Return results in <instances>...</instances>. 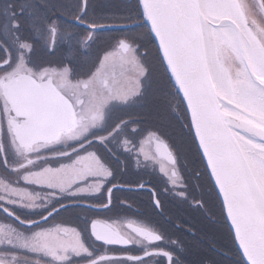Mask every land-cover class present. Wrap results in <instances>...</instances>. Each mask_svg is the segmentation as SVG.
Instances as JSON below:
<instances>
[{
  "label": "snow or ice",
  "instance_id": "obj_1",
  "mask_svg": "<svg viewBox=\"0 0 264 264\" xmlns=\"http://www.w3.org/2000/svg\"><path fill=\"white\" fill-rule=\"evenodd\" d=\"M0 264H264V0H0Z\"/></svg>",
  "mask_w": 264,
  "mask_h": 264
},
{
  "label": "flooded vegetation",
  "instance_id": "obj_2",
  "mask_svg": "<svg viewBox=\"0 0 264 264\" xmlns=\"http://www.w3.org/2000/svg\"><path fill=\"white\" fill-rule=\"evenodd\" d=\"M100 3V0H97ZM139 177L135 174V168H132L128 174L121 176L118 179L119 182H123L126 185L128 183H134ZM143 182L151 183L156 186L159 198L162 201V204L165 207V215H171L172 219L175 221L176 225H179L183 232H177L174 226H170L168 224H164V228L166 234L172 237L179 236L186 241L190 240V232L189 228H199L200 225L197 223V219L193 214H190L188 211L184 209L178 208L175 201L170 198H167V195L162 192L163 189V179L161 174L158 172L155 174V179L152 176H146L143 179ZM114 196L119 197L120 199H127L129 203L132 204L133 210L139 213L144 214V219L153 223H161L163 224V220L159 215H156L153 212L152 205L150 203V198L147 195V189L144 191H124L116 193L114 192ZM77 215H84V213H65L57 222H63L68 225L75 226L78 224V221L75 219ZM91 215V214H89ZM103 216V214H100ZM111 215V214H109ZM198 258L197 251L193 248L188 259L195 260Z\"/></svg>",
  "mask_w": 264,
  "mask_h": 264
},
{
  "label": "rangeland",
  "instance_id": "obj_3",
  "mask_svg": "<svg viewBox=\"0 0 264 264\" xmlns=\"http://www.w3.org/2000/svg\"><path fill=\"white\" fill-rule=\"evenodd\" d=\"M100 2H102V0H100Z\"/></svg>",
  "mask_w": 264,
  "mask_h": 264
}]
</instances>
